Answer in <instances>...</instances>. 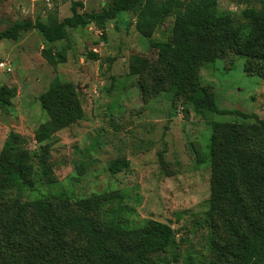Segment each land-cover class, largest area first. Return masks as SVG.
<instances>
[{
  "label": "rangeland",
  "instance_id": "374dc122",
  "mask_svg": "<svg viewBox=\"0 0 264 264\" xmlns=\"http://www.w3.org/2000/svg\"><path fill=\"white\" fill-rule=\"evenodd\" d=\"M74 2L83 4L78 13L84 14L100 12L112 0H0V31L17 22L62 21L72 16ZM247 8L264 13V0L219 1L218 14L232 16L240 44L219 50L214 64H200L198 83L221 110L264 118V53L250 60L240 55L253 29L252 19L243 17ZM136 21L126 13L108 21L104 31L94 24L68 28V39L54 45L35 29L21 32L15 41H0V64L11 69L0 68V154L16 134L24 140L33 170L29 185L0 193V212L38 199L64 201L76 211L79 200L114 193L120 199L90 212L95 222L115 219L130 227L160 222L175 233L169 250L149 256L146 264H241L240 241L252 237L250 224L239 214L232 216L227 206L213 210L211 205L216 168L212 123L236 116L199 112L170 88L150 40L172 42L173 17H164L150 37L137 30ZM48 48L54 50L55 63L45 58ZM135 58L147 61L137 75L132 73ZM54 80L75 87L66 101L77 105L81 118L69 127L59 128L41 102ZM45 126L50 138L39 143L37 135ZM248 136L264 156V132L250 129ZM46 148L47 170L42 171L39 155ZM119 159L129 165L113 174ZM247 213L256 225L264 223V210L248 208ZM10 220L7 215L0 221V264H27L26 258L42 250L48 238L30 212L22 235L9 240ZM82 245L70 239L78 253Z\"/></svg>",
  "mask_w": 264,
  "mask_h": 264
},
{
  "label": "trees",
  "instance_id": "16d2710c",
  "mask_svg": "<svg viewBox=\"0 0 264 264\" xmlns=\"http://www.w3.org/2000/svg\"><path fill=\"white\" fill-rule=\"evenodd\" d=\"M220 0H112L100 12L78 13L83 7L80 2L72 4V16L58 21L40 20L17 22L0 31V41L17 40L21 32L38 30L44 40L54 45L68 39L67 29L85 28L90 24L104 31L108 21L117 20L123 14L136 16V28L145 36H152L161 20L166 16L174 18V39L172 42L150 40V46L157 52L164 64L170 88L185 95L199 111L226 116L235 115L230 122H213L212 157L216 161L213 175L211 205L213 210L229 207L231 215L239 214L251 226L252 237L240 241L241 264H264V223L256 225L248 208L253 212L264 210V156L253 149L248 136L251 129L256 134L264 132V118L240 111L221 110L199 86L198 67L212 65L219 50L239 46L240 35L233 30L230 14L219 15ZM250 1V0H249ZM247 0V2H249ZM245 19H252L250 31L240 55L252 59L264 53V13L254 8L243 12ZM104 35V32H103ZM45 58L55 63L53 48L44 51ZM61 59V58H59ZM132 73L140 74L147 61L135 58ZM75 87L59 80L51 82L46 94L41 96L42 105L51 111L59 128L71 126L81 118L77 105L69 103ZM50 138V128L45 126L37 135L42 143ZM24 140L11 134L0 154V193L16 184L29 185L33 175L29 152L22 148ZM49 150L39 155L40 168L47 170ZM125 160H117L111 167L113 174L128 167ZM238 185L245 192V199ZM120 199L118 194L105 193L77 202L78 210L71 211L64 201L47 202L33 200L28 204L17 203L0 212V221L9 215L7 238L22 235L27 226L26 217L31 212L33 222L38 223L42 234L48 238L47 245L26 258L27 264L48 260V264H146V259L155 254L166 253L175 241L170 226L152 222L141 227L126 226L115 219L102 223L89 217L105 203ZM77 238L83 244L78 253L70 247V239ZM10 259V258H9ZM73 259V263H70ZM14 263L17 261L12 258Z\"/></svg>",
  "mask_w": 264,
  "mask_h": 264
},
{
  "label": "built area",
  "instance_id": "2783aa9c",
  "mask_svg": "<svg viewBox=\"0 0 264 264\" xmlns=\"http://www.w3.org/2000/svg\"><path fill=\"white\" fill-rule=\"evenodd\" d=\"M0 68L6 69V71H11V69L8 68L7 66H5L4 63H1V64H0Z\"/></svg>",
  "mask_w": 264,
  "mask_h": 264
}]
</instances>
